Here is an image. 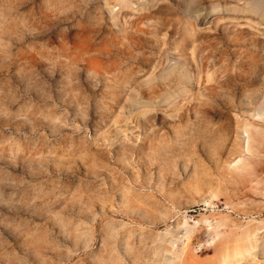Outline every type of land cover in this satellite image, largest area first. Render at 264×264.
Instances as JSON below:
<instances>
[{
	"label": "rangeland",
	"instance_id": "374dc122",
	"mask_svg": "<svg viewBox=\"0 0 264 264\" xmlns=\"http://www.w3.org/2000/svg\"><path fill=\"white\" fill-rule=\"evenodd\" d=\"M0 264H264V0H0Z\"/></svg>",
	"mask_w": 264,
	"mask_h": 264
}]
</instances>
